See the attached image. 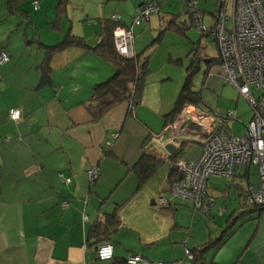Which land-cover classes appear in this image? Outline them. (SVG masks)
Wrapping results in <instances>:
<instances>
[{
    "label": "crops",
    "instance_id": "obj_1",
    "mask_svg": "<svg viewBox=\"0 0 264 264\" xmlns=\"http://www.w3.org/2000/svg\"><path fill=\"white\" fill-rule=\"evenodd\" d=\"M27 1L16 6L0 0V53L10 58L0 67V264H126L132 255L147 264H193L185 251L198 249H203L200 264H264V209L247 207L244 196L248 184H257L251 170L246 176L210 178L213 206L207 214L172 197L173 163L194 162L202 151V143L186 134L174 153L163 149L161 139L167 143L172 134L165 129L176 100L166 111L158 100H149L146 85L131 112L120 103L93 120L89 106L95 89L116 72L112 62L95 53L100 25L73 26L72 0L66 18L57 17L59 0L22 6ZM229 7L231 14L232 2ZM179 19L176 24L187 32L189 20ZM120 20V26L129 27ZM133 33L134 51L143 59L150 45L139 43ZM69 36L83 39L85 46L65 48ZM195 51L197 65L206 59L208 69L214 60L220 66L219 56L199 57V46ZM10 109L20 110L18 122L8 119ZM227 132L236 135L231 128ZM144 155L157 158L160 166L140 186L135 166ZM93 167L98 178L91 182ZM160 197L166 205L159 204ZM94 228L100 235L90 239ZM104 242L113 247L111 261L97 259Z\"/></svg>",
    "mask_w": 264,
    "mask_h": 264
},
{
    "label": "built area",
    "instance_id": "obj_2",
    "mask_svg": "<svg viewBox=\"0 0 264 264\" xmlns=\"http://www.w3.org/2000/svg\"><path fill=\"white\" fill-rule=\"evenodd\" d=\"M232 2L231 14L228 6ZM37 6V3H35ZM188 9L194 13V25L201 34H208L213 38V47L218 51L221 73L224 80L233 86L239 96L243 97L251 109V120L243 136L228 134L223 124L237 121L234 111H227L222 116L211 114L200 107L187 104L182 107L173 124L166 127L172 131L170 139H161L165 144L180 145L183 134L192 140H200L202 151L199 158L190 162L179 159L173 167L182 178L171 186L172 197L188 201L194 210L207 214L213 206V200L207 194V182L212 177L235 178L243 176L252 167L256 168L257 184L248 185L246 198L250 204L264 206V3L262 0H220L215 14V21L208 29L203 25V15L198 10V3L187 1ZM155 4H147L140 10L137 18L133 19L130 27H117L114 31V47L117 55L123 58H133L131 52L134 46L133 26L148 20L155 12ZM115 22L120 17L113 15ZM9 62L6 53H0V67ZM10 121L18 122L21 112L10 109L7 113ZM177 143V144H176ZM111 145V142L108 143ZM90 181L98 177L97 168L88 170ZM63 182L69 179L61 177ZM161 206L167 201L159 198ZM62 203V207H67ZM191 260L192 255L185 251ZM96 256L99 261L113 259V247L109 243L98 246ZM126 264H147L148 261L140 255L129 256Z\"/></svg>",
    "mask_w": 264,
    "mask_h": 264
},
{
    "label": "rangeland",
    "instance_id": "obj_3",
    "mask_svg": "<svg viewBox=\"0 0 264 264\" xmlns=\"http://www.w3.org/2000/svg\"><path fill=\"white\" fill-rule=\"evenodd\" d=\"M162 1L157 0L160 6L157 8L155 4V12L150 14L149 22L143 20L139 25L133 26V30L135 39L139 43L144 42L145 46L150 45V49L145 53V57L150 56V72L146 78L149 100L153 103L158 100L164 110L168 111L181 92L187 77V67L192 60L197 62L198 57H193V54L195 50H198V46L199 57L207 56L210 59H217L219 55L212 46L211 37H202L196 27H191L184 33L178 32L175 27L167 28L168 30L163 32L164 27L160 29V23L166 28V24L173 19V16L180 18V21L186 20L188 23L186 14L188 9L185 0H168L161 3ZM139 2L140 0H72L68 6L69 22H72L73 26L78 23L93 24L98 28L102 20L111 18L114 21L111 16L117 15L122 17L124 22L127 21L130 27L133 19L138 16ZM196 2L201 5V10L204 12L203 25L209 29L214 23L212 17L215 10L214 0H196ZM28 3H31V0L23 3L22 6L27 7ZM166 16L167 23L162 19ZM117 27L124 28L120 25ZM131 52L133 54L134 49ZM207 66L206 59H203L200 65L196 64V71L191 77L192 89L199 94L201 109L217 116L216 109H219L221 113H224L226 109L236 110L239 119L225 123L224 129L227 131L231 128L236 135H243L252 115L248 102L243 97H239L236 89L224 80L219 65L214 64L209 69ZM170 124L172 125L173 122ZM177 147L181 148V145ZM198 147L196 143L195 148L198 149ZM251 179L252 181L257 179L255 167L251 168Z\"/></svg>",
    "mask_w": 264,
    "mask_h": 264
},
{
    "label": "trees",
    "instance_id": "obj_4",
    "mask_svg": "<svg viewBox=\"0 0 264 264\" xmlns=\"http://www.w3.org/2000/svg\"><path fill=\"white\" fill-rule=\"evenodd\" d=\"M19 1L20 0H13L16 6L19 3ZM70 1L71 0H59L58 6L56 8L57 17L64 16V18H66L65 12ZM164 1L165 0H163L162 2ZM187 1L188 0H186L185 4L188 9ZM219 1L220 0H217L216 10ZM147 4H156L157 8L158 6H160V3H158L157 0H142L139 7V12ZM12 10H14V8ZM35 10H37V8H35ZM198 10L204 17V12L201 10L199 4H198ZM186 14L188 15L189 29L191 27H196L194 25V19H193L194 13H192L191 10L188 9L186 11ZM215 14L216 11L214 13V17ZM176 19L178 21V17L174 16L173 19L168 23L167 28L170 29L175 27V30H177L180 33H184L186 30L184 28L183 30L182 28H180L181 26H178L176 24L177 22ZM119 25H121V20L118 23H116L112 21L111 18L107 20H102L100 22V42L96 45V47H94L95 53L103 57L104 59L112 62L115 65L116 72L112 77V79L98 85L95 89L94 99L92 101V104L89 106L90 115L95 121L100 120L104 116V114L116 104L125 103L128 106L129 112H131L132 108H134V106L140 102L143 90L146 86V78L149 74V70L147 67L148 58L144 57L142 59L140 55H137L135 53L133 58L127 59L120 57L115 52L114 30ZM201 36L207 38L210 37L208 34L206 35L201 34ZM211 39L213 41V38ZM83 41L84 40L79 37L69 36L66 39V41H64V47L66 48L69 46H78V45L85 46ZM196 54L197 52L195 51L193 57H195ZM197 62L192 60L189 64V67L187 68V77L174 107V112L176 113L174 114L173 118L171 117L170 123L174 122V120L179 115L183 106L187 104L199 106L200 103L199 94L192 89V84H191V77L196 71ZM215 62L216 60H214L212 63L215 64ZM218 63H220V58L218 59ZM159 166H160V162L157 161V158L154 157L151 158L145 155L142 156L140 161L135 166V171L138 175L139 185L140 186L144 185L148 181L149 177L155 173V171ZM246 173L243 176H246ZM181 178H182L181 174L174 167H172V170L170 172L169 183L173 184L175 181H178ZM246 195L247 194L245 189L244 196L246 197ZM245 202L247 203V207L255 208L257 211H262L264 209V206H257L250 204L247 201V198H245ZM99 235H100V230L94 228L91 230L89 238L90 239L95 238L98 237ZM202 253H203V249L200 250L198 249L197 251L191 253L192 255L191 261L193 264H200Z\"/></svg>",
    "mask_w": 264,
    "mask_h": 264
},
{
    "label": "water",
    "instance_id": "obj_5",
    "mask_svg": "<svg viewBox=\"0 0 264 264\" xmlns=\"http://www.w3.org/2000/svg\"><path fill=\"white\" fill-rule=\"evenodd\" d=\"M163 149L166 150L169 154H172L176 150V147L170 143V144L164 145Z\"/></svg>",
    "mask_w": 264,
    "mask_h": 264
}]
</instances>
